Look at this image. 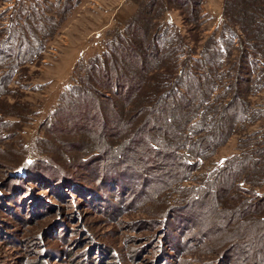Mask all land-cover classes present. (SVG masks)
Segmentation results:
<instances>
[{
  "label": "trees",
  "instance_id": "16d2710c",
  "mask_svg": "<svg viewBox=\"0 0 264 264\" xmlns=\"http://www.w3.org/2000/svg\"><path fill=\"white\" fill-rule=\"evenodd\" d=\"M127 1L135 5L131 15L106 33L105 49L76 66L81 74L46 118L52 127L46 129L47 141L67 131L77 139L68 146L94 149L60 167L49 163L56 162L52 146H43L42 156L26 157L15 173L47 188L72 186L79 176L74 170L97 157L107 173L103 180L112 177L111 188L122 184V163L136 168H128L126 177L146 173L149 183H171L167 190L193 180L199 186L183 204L174 202L164 211L163 223L183 236L193 230L190 238L201 243L207 235L197 230L189 211L205 208L223 225L236 220L240 228L251 227L242 242L230 234V244L243 249L241 262L253 257L252 264H264V193L257 191L264 186V98L253 101L264 92V0H222L221 22L203 40L197 34L203 0ZM79 2L31 0L10 12L0 27V97L14 75L26 77V65L43 55ZM174 9L184 28L169 16ZM70 99L74 114L63 110ZM258 122L234 155L195 174L230 136ZM45 166L62 170L55 174L62 180L43 177Z\"/></svg>",
  "mask_w": 264,
  "mask_h": 264
},
{
  "label": "rangeland",
  "instance_id": "374dc122",
  "mask_svg": "<svg viewBox=\"0 0 264 264\" xmlns=\"http://www.w3.org/2000/svg\"><path fill=\"white\" fill-rule=\"evenodd\" d=\"M30 1L0 0V27L7 24L10 12ZM221 1L203 0L201 25L197 31L200 40L219 26ZM120 2L122 0H80L43 55L26 65V77L14 75L7 85L8 93L0 97V264H252L253 257L241 262L238 251L243 249L230 244V234L237 237L234 241L246 239L244 234L251 229L248 230V225L241 224L240 228L236 220L223 225L218 216L205 208L194 209L195 212L188 213L196 216L197 230L207 235L198 243L190 238L195 236L193 230L183 236L163 223L164 211L174 202L183 204L185 196L199 186L193 180L167 190L171 183L167 187L153 181L149 183L151 179L146 173L138 172L137 179L126 177L127 170L133 172L136 168L125 169L126 163H122L118 167L122 184L111 188L107 181L112 177L103 180L107 173L103 161H98L97 157L92 158L94 161L87 167L74 170L79 176L73 178L75 185L72 186L52 183L47 188L15 173L26 157L28 160L32 155L42 156L39 150L43 146H52L51 155L56 162L49 163L60 167L67 166L65 161L77 162L94 149L80 143L78 149L68 146V142L77 139L67 131L55 133V138L47 141L46 129L52 127L46 118L59 103L66 87L81 74L76 66L105 49L106 33L119 27L118 21L126 20L133 12L135 5L123 1L118 6ZM168 14L184 28L176 9ZM263 98L264 92H261L253 101ZM72 100L63 110L74 114ZM259 124L239 129L230 136L195 174L206 170L209 164L218 165L234 155L240 139ZM54 170L45 166L43 177L51 180L52 175V180H62V176L55 175H62V170ZM87 188L98 193L93 196ZM257 191L264 193V186ZM196 237L199 238V234Z\"/></svg>",
  "mask_w": 264,
  "mask_h": 264
},
{
  "label": "crops",
  "instance_id": "0c3cea01",
  "mask_svg": "<svg viewBox=\"0 0 264 264\" xmlns=\"http://www.w3.org/2000/svg\"><path fill=\"white\" fill-rule=\"evenodd\" d=\"M123 1L125 2H128L127 0H122V2H120L119 3V5L118 6H120L122 3H123ZM108 12H110V11H108ZM108 12H107V14H108ZM120 12H122L121 10H120ZM112 15H113V13H112ZM109 16V15H108ZM124 20H121V21H118V23H122Z\"/></svg>",
  "mask_w": 264,
  "mask_h": 264
}]
</instances>
